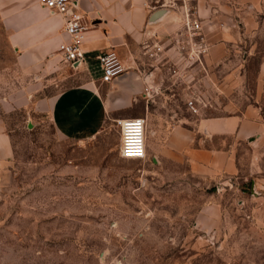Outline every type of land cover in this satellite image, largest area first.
Listing matches in <instances>:
<instances>
[{
  "label": "rangeland",
  "instance_id": "374dc122",
  "mask_svg": "<svg viewBox=\"0 0 264 264\" xmlns=\"http://www.w3.org/2000/svg\"><path fill=\"white\" fill-rule=\"evenodd\" d=\"M253 16L257 26L240 51L248 53L247 80L235 90L241 99L264 57V0ZM65 63L64 76L52 78L46 93L81 80L80 68ZM197 63L171 62L166 75ZM190 80L165 78L171 91L164 97L151 89L150 107L164 97L181 112H214L207 108L218 98L214 85L201 93V82L188 94L202 98L196 111L187 105ZM0 114L13 143L0 167V264H264V133L237 144V174L206 180L185 159L147 151L122 157L115 120L70 137L45 112L0 106ZM211 201L219 216L196 225V214Z\"/></svg>",
  "mask_w": 264,
  "mask_h": 264
},
{
  "label": "crops",
  "instance_id": "0c3cea01",
  "mask_svg": "<svg viewBox=\"0 0 264 264\" xmlns=\"http://www.w3.org/2000/svg\"><path fill=\"white\" fill-rule=\"evenodd\" d=\"M74 1L86 25L81 44L85 58L74 65L80 68L81 80L52 96L46 88L52 78L58 81L64 76L66 65L58 52L59 42L66 38L65 16L41 0H0L1 108L45 112L55 129L70 137L95 132L108 119L142 115L151 156L185 159L189 171L206 180L237 174V144L264 133V57L257 63L250 92L240 90L244 98L235 97L248 77V53L240 55V51L257 26L253 16L257 0H199L207 44L204 65L196 62L192 69L168 75L165 69L171 62H183L175 40L180 33L186 36L180 11L169 5L173 0ZM110 47L117 50L124 71L103 81L96 55ZM196 69L201 71L193 74ZM168 76L191 79L187 97L198 91L201 82V93L214 85L218 98L208 102L212 108L207 107L214 112L185 108L181 112L171 105L164 98L171 91L165 81ZM151 89L164 93L160 101L154 99L153 107ZM12 155L11 135L0 114V167ZM219 211L216 201L203 205L195 216L196 225L215 220Z\"/></svg>",
  "mask_w": 264,
  "mask_h": 264
},
{
  "label": "built area",
  "instance_id": "2783aa9c",
  "mask_svg": "<svg viewBox=\"0 0 264 264\" xmlns=\"http://www.w3.org/2000/svg\"><path fill=\"white\" fill-rule=\"evenodd\" d=\"M42 4L65 16L64 32L66 38L59 42L58 52L64 62L76 65L85 58L82 49V41L85 35L86 25L82 21V15L77 11V3L74 0H41ZM199 0H173L169 4L177 8L181 13L182 23L186 36L182 33L175 40L176 51L185 65L193 62L203 64V56L207 52V44L202 33V23L198 12ZM101 66L100 77L103 81H110L123 73L117 50L113 47L101 50L97 55ZM176 69H173L175 71ZM197 98H187V105L197 110ZM119 131L118 151L122 157L142 158L146 154V119L142 115L125 116L115 118Z\"/></svg>",
  "mask_w": 264,
  "mask_h": 264
}]
</instances>
